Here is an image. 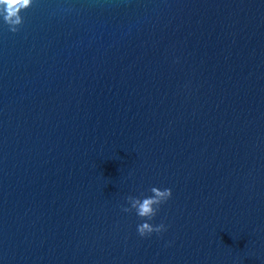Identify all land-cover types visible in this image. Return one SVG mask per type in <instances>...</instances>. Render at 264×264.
<instances>
[{"label": "water", "instance_id": "95a60500", "mask_svg": "<svg viewBox=\"0 0 264 264\" xmlns=\"http://www.w3.org/2000/svg\"><path fill=\"white\" fill-rule=\"evenodd\" d=\"M0 18V264H264V0H34ZM171 188L141 237L130 199Z\"/></svg>", "mask_w": 264, "mask_h": 264}, {"label": "clouds", "instance_id": "9594fccd", "mask_svg": "<svg viewBox=\"0 0 264 264\" xmlns=\"http://www.w3.org/2000/svg\"><path fill=\"white\" fill-rule=\"evenodd\" d=\"M34 0H0V18L10 26L12 32H17L18 26L23 23L22 13L29 9ZM154 195L143 199H130L131 207L123 208L125 212L135 210L137 216L142 219V223L137 225V231L141 237L151 236L153 233H163L167 231L164 223L159 225L151 221L157 216L160 205L165 204L173 197L171 188L162 190L153 189Z\"/></svg>", "mask_w": 264, "mask_h": 264}]
</instances>
